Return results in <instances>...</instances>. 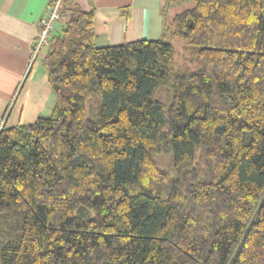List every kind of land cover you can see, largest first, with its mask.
<instances>
[{"label": "trees", "instance_id": "16d2710c", "mask_svg": "<svg viewBox=\"0 0 264 264\" xmlns=\"http://www.w3.org/2000/svg\"><path fill=\"white\" fill-rule=\"evenodd\" d=\"M58 7L53 112L0 123V264H264V0H162L159 39L106 48Z\"/></svg>", "mask_w": 264, "mask_h": 264}, {"label": "crops", "instance_id": "0c3cea01", "mask_svg": "<svg viewBox=\"0 0 264 264\" xmlns=\"http://www.w3.org/2000/svg\"><path fill=\"white\" fill-rule=\"evenodd\" d=\"M50 2L0 0V121L5 128L30 125L53 112L55 98L39 56L31 60ZM91 4L98 48L160 38L162 0H91Z\"/></svg>", "mask_w": 264, "mask_h": 264}, {"label": "rangeland", "instance_id": "374dc122", "mask_svg": "<svg viewBox=\"0 0 264 264\" xmlns=\"http://www.w3.org/2000/svg\"><path fill=\"white\" fill-rule=\"evenodd\" d=\"M60 23V25H63V20L60 19L58 21V24ZM62 23V24H61ZM60 25L58 26V28L60 27ZM56 30V28H55ZM173 46L176 48L177 50V54L175 56V59L177 61V64L179 67H186L189 70L194 71V67L187 61L186 55L183 53L182 50V46L180 43L176 42L173 44ZM47 45H44V47L41 49V51L39 52V57L38 59H40V57H42L44 54H46L47 51ZM155 99L166 105L169 103V99L171 97V93H169L168 91L164 90V89H159L156 93H155ZM156 162H158L159 166L164 169V170H168L169 169V163L170 161V156L168 155H164V154H158L156 157Z\"/></svg>", "mask_w": 264, "mask_h": 264}, {"label": "built area", "instance_id": "2783aa9c", "mask_svg": "<svg viewBox=\"0 0 264 264\" xmlns=\"http://www.w3.org/2000/svg\"><path fill=\"white\" fill-rule=\"evenodd\" d=\"M59 2L60 0H57L55 3L49 6L47 16L43 18L40 24L38 37L36 40V43L33 46L32 50V61H35L37 57L39 56V51L41 48L47 44V41L52 33H55L56 25L58 23L59 19ZM2 126H4L3 121H0Z\"/></svg>", "mask_w": 264, "mask_h": 264}]
</instances>
